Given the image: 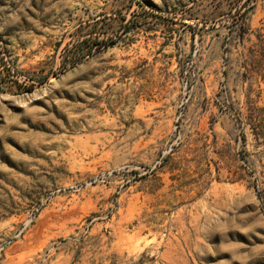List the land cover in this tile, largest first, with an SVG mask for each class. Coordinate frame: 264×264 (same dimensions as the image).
I'll use <instances>...</instances> for the list:
<instances>
[{"label":"rangeland","instance_id":"1","mask_svg":"<svg viewBox=\"0 0 264 264\" xmlns=\"http://www.w3.org/2000/svg\"><path fill=\"white\" fill-rule=\"evenodd\" d=\"M0 264H264V0H0Z\"/></svg>","mask_w":264,"mask_h":264}]
</instances>
